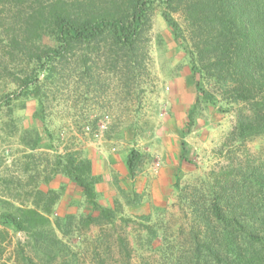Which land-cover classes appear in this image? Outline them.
Returning a JSON list of instances; mask_svg holds the SVG:
<instances>
[{
  "label": "rangeland",
  "instance_id": "374dc122",
  "mask_svg": "<svg viewBox=\"0 0 264 264\" xmlns=\"http://www.w3.org/2000/svg\"><path fill=\"white\" fill-rule=\"evenodd\" d=\"M41 42L33 52L53 44ZM8 45L0 39V264H169L170 251L189 246L194 206L223 179L238 187L249 168L264 169V133L241 140L233 130L246 105L197 96L188 57L158 2L133 50L108 36L76 46L55 61L54 76L39 75L38 98L17 94L29 62ZM131 148L144 154L134 178L125 164ZM69 156L91 162L95 201L112 209L111 222L80 223L98 212L65 172ZM45 196L55 198L52 226L72 215L73 231L46 229L53 242L36 249L4 217ZM150 230L158 243L148 242Z\"/></svg>",
  "mask_w": 264,
  "mask_h": 264
},
{
  "label": "trees",
  "instance_id": "16d2710c",
  "mask_svg": "<svg viewBox=\"0 0 264 264\" xmlns=\"http://www.w3.org/2000/svg\"><path fill=\"white\" fill-rule=\"evenodd\" d=\"M153 2L162 6L165 22L188 57L197 96L211 104L224 101L228 108L246 105L233 130L241 140L264 133V0H0V39L29 62L17 94L40 97L39 75L54 76L57 59L94 39L108 36L113 44L133 50ZM44 37L53 44L33 52ZM11 96L5 95L6 103ZM143 159L142 152L130 149L125 161L130 178L140 174ZM65 167L98 212L96 217L86 214L80 223L111 222L112 209L95 201L99 178L91 162L69 156ZM247 171L238 187L223 179L209 201L194 206L189 246L170 251L169 264H264V169ZM43 201L4 217L29 233L36 249L53 242L46 229L53 236L58 227L73 231L72 215L57 217L52 226L47 214L55 198ZM150 231L148 242L158 243L157 233Z\"/></svg>",
  "mask_w": 264,
  "mask_h": 264
}]
</instances>
